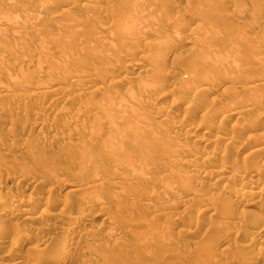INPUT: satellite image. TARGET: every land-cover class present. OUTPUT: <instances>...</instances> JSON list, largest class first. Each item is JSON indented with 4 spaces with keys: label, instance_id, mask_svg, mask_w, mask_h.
<instances>
[{
    "label": "rangeland",
    "instance_id": "obj_1",
    "mask_svg": "<svg viewBox=\"0 0 264 264\" xmlns=\"http://www.w3.org/2000/svg\"><path fill=\"white\" fill-rule=\"evenodd\" d=\"M29 1L25 0L21 3V0H0V98L2 97L0 99V197L2 201L8 203L3 204L5 210L0 213V263L264 264V232L263 236L256 235L257 229L260 230V227L264 226V221L262 224L259 220H256L258 218L249 215V211L253 210L264 212V170L257 177L256 182L251 185L247 183L244 186L241 185V187L237 183H232L233 178L251 174L250 171L256 169V166L262 165V169H264V151L261 149V153L255 151L251 154L250 152L253 146L256 147L259 144L264 146V139L263 142H256L255 139V137H259L260 140V135L264 133V88L258 86L257 89L252 88V90L248 87L251 86L250 82L254 80L257 81L256 83H259V81L264 82V35L260 39L255 37L256 31L264 26V0H225V2L224 0H169V2L165 0L167 5L161 4V0H155L156 2L150 0L154 2L151 3L156 8L161 4L160 9L157 10L149 0L147 2L143 0L144 3L142 0H121V2H119L120 0H114V2L112 1L113 4L111 0H99L100 2L93 0L98 2L96 4L92 0V2L90 0H75L79 1L80 5L83 2L81 6L74 0H64L65 3H62L63 0H44L45 3L38 8H34L35 4L31 3L33 0ZM139 1H142V4L136 3H139ZM107 2H110V5ZM115 2H117L116 6H118V3H120V6L115 7L113 11L112 9L108 11L110 10L109 6L114 7ZM148 2L151 7L146 4ZM92 3L95 6H91ZM122 3H125L124 6ZM60 4L61 6H59ZM144 4L149 8L143 9ZM129 5L132 6V13ZM112 6L111 8H113ZM187 6H189V10H187ZM85 7H90V10L86 11ZM64 9H68V15L65 14L66 11H62L65 16L62 14L61 10ZM135 9L139 13L134 14ZM184 9L187 11L185 12ZM115 11H119V13ZM177 11L179 14L184 11L188 16L186 14L182 15L184 14L182 13V16L179 15V17ZM58 14L61 15L59 18L57 17ZM95 14L100 16L95 17ZM133 14H138V16L133 17ZM193 14H198L199 18L202 16V19L198 20V16H195L194 18H197L195 20ZM107 16H111L112 19ZM116 16H118L117 19ZM145 16H149V18ZM53 17L54 19H51ZM120 17L124 18L125 21L120 20ZM181 17H183L182 19L185 18V23L186 21L190 23L185 24L179 19ZM127 18L129 21L133 20L131 24L139 22L138 18H142L141 21L145 19V22H139L145 28L141 29L139 23L136 25H139L138 28L143 32L136 31L138 33L135 34L134 27L136 26L132 24V27ZM176 18L177 22L180 20L181 22L177 24L174 20ZM165 19H167L166 22ZM147 21H151L154 25L151 24L150 26V22ZM104 22L108 23L109 27ZM126 22L129 26L125 24ZM99 23L104 26V29H102V25L99 26ZM165 23L174 24L175 27L170 26V29L174 30V34L171 30H168L169 25ZM181 23L182 28L179 27ZM194 23L199 26L203 23L208 29L204 32L205 26L201 25L202 27L200 26L199 29V26L196 27ZM97 24L100 29L97 28ZM162 24H164L163 27L165 25L166 28L168 27L167 32H165L167 34L169 32L168 37L167 34L164 33L163 36L159 31L166 29L165 27L162 28ZM6 26H9V28H6ZM177 26L182 30L176 28ZM191 26L195 27L191 28ZM187 27L192 29V32L198 29V31L203 30L204 33L200 31L202 37H199V33L194 31L195 34L198 33L197 36H194V33L190 30L187 31ZM122 28H125L129 34L124 33L123 37L122 33L125 30ZM7 29L8 32H5ZM13 29L18 34L17 32L16 34L11 33ZM146 29L152 33L158 31L156 34L160 33L158 35L161 37L158 35H155L157 36L155 37V33L152 34ZM150 29H153L154 32ZM179 30L181 31L179 32ZM95 31L96 33L100 31L98 33L100 35L97 36ZM144 31H147L148 34ZM91 34H94L95 37ZM103 34H105V38H99L95 41L100 36L101 38L104 37ZM222 36L225 39L221 40ZM159 37L161 40L162 37L166 39H163L165 42H161L163 48L161 44H158L160 43L158 42ZM185 37L192 38L193 41L191 39L192 42L190 43L188 39L185 40ZM253 38L261 41L260 45H256V47L258 46L256 50L259 53L250 45ZM167 39H170V44L174 43L175 50L170 51L171 46L169 44L166 45L168 51L165 52V44L169 43ZM172 39L175 42L171 41ZM201 39L203 42L207 41L206 43L210 41L223 42H221L222 45H217L221 49L219 52L225 50L226 55L223 52L220 59V53H217L219 49L213 50L219 47L214 46L215 43L212 42L214 44L213 48L206 51L209 53L206 54L207 58H205L211 60L209 59L211 56L212 61L217 64L224 61L223 65L221 64L224 69L221 65L213 64L218 68L221 67L222 70H218L211 64L212 61H209L212 66L207 65V60H203V57L200 58L205 56L206 52H203V50L211 47L210 44L201 42ZM90 40L91 43H89ZM155 41L158 43L154 46L155 43L152 42ZM92 42H95L96 47ZM102 42H105V44ZM186 42L188 43L186 44ZM197 42H201L203 43H200L202 46L206 45L208 47L199 49L200 44ZM6 45L7 47H5ZM227 45H230V48ZM2 46L4 47L2 48ZM76 46L81 47V51ZM156 46H159L157 50L162 49L155 52L156 48L154 49V47ZM125 48H127V51H125ZM228 49H230V52ZM235 49H238V52L234 51ZM160 52H163L164 55ZM228 52L229 55H227ZM234 52H237L240 58L234 56ZM156 53L160 55L157 56ZM191 55L200 57L197 59L198 61L192 60L196 58H192L193 56L190 60ZM213 55L214 57L215 55L219 56H216L219 63ZM109 56L113 58L106 60V58H110ZM114 57L116 60H114ZM228 57H231L232 59H230L234 62L229 63L230 59ZM118 58L119 61H117ZM236 58L240 60H236ZM16 59L21 60L23 63L18 64L19 62ZM25 59L28 64L24 63ZM188 59L192 61L189 62L190 65L187 62ZM199 59L205 63V66L200 63ZM245 59L249 61L253 59L251 62H254V67L253 64L252 68L251 65H245L243 63ZM121 61L123 62L121 63ZM152 61L153 64L156 63L155 66L152 65ZM193 61L195 63L199 62L200 65H194L199 66L200 72V66H203L204 72L207 70L206 74H212L209 76L205 74V76L202 74L203 71L202 73L195 72L197 66L196 68L194 65L192 66ZM117 62L119 67H117ZM225 62L227 63L225 64ZM228 63L231 66L234 63L233 68L227 65ZM260 63H263V65ZM10 64L15 66L12 67ZM122 65L124 68L120 67ZM224 66L229 70H225ZM204 67L208 68L205 69ZM94 68L97 69V72ZM190 68L192 72H195L194 74L190 72ZM244 68H247V71ZM212 69H217L221 73V77L216 70V75L213 76L215 71L213 72ZM188 71L192 74H190L192 78L185 76L187 74L184 73H188ZM101 72H104L105 77ZM106 72L110 73L109 76L105 75ZM98 75H100L99 78L102 75L103 79H97ZM255 75L257 76L255 77ZM184 76L188 79L185 80ZM214 78L216 79L213 80ZM152 79H155L154 82L157 79L165 83L156 81L157 83L155 82L154 85ZM112 80L116 83L110 84ZM138 80L141 83L143 82L142 84L146 86V89L138 83ZM150 81L153 82L151 85ZM49 82L54 85H50ZM47 83L50 87H47ZM208 83H211L213 87L211 88V84ZM152 85L156 88H153ZM184 85L190 88L188 89ZM192 85L194 86L192 87ZM51 86H59L56 95L57 98H60L61 95V99H58V101H54L56 99L55 93H48L52 90ZM204 86L212 90L207 91V95L203 96L200 94L202 91L197 92L201 90L199 87ZM87 89L89 92L94 89L93 92L91 91L92 94L88 92V95L92 96L87 95ZM248 89H251V92ZM36 90L40 94L38 97ZM61 90L62 93L59 94ZM31 91L37 92L34 93L36 98L33 97ZM159 92L162 96L158 94ZM242 92H245V94ZM30 93L32 96H30ZM233 93L240 97H242V94L243 96L246 95L244 99L246 102L251 100L250 96L247 99V95L253 94L254 96L251 97L253 101L251 100L252 103L251 101L247 102L248 104L243 101L246 106L241 104L236 107V104L242 103V100L237 101L234 99L236 95ZM3 94H5V98ZM50 94L51 96H49ZM198 94L200 97H198ZM11 95H15V97ZM158 95L162 97L161 101L160 97H158L159 100L157 99ZM224 96L225 98L234 96V100L232 98L227 100ZM147 97L151 99V102L147 100ZM173 97L177 98L175 105H173L175 102L172 100ZM214 97L219 100L217 101L219 104H216V106L221 107V110H219L220 107L215 106V109L219 110L216 115L215 113L210 114L214 111L209 112L210 108H212L210 110L214 109L213 107L207 108V104L211 106L208 102ZM145 100H147V106ZM229 100L239 103H232V105ZM138 105H140L139 108H137ZM234 105L235 109L238 110L254 106V110H257V112L260 110L258 113L254 111L256 118L259 116L258 119L255 118L254 113L246 114L239 118L240 121L237 119L238 123L235 117L231 116L238 112L236 110L235 113H232L234 110L232 106ZM143 107L146 110L149 109V112H145L144 109L142 114L137 113V109H143ZM185 107H187L186 110L189 109L190 111H185ZM133 108L136 113L132 110ZM138 114L145 115L140 116ZM209 114L213 117L210 118ZM252 115L255 119L251 118ZM207 118L211 120H207ZM242 118L244 119L241 120ZM249 118H251L250 121ZM144 119L148 121L146 122ZM213 119L216 121H213ZM251 120L253 121L252 124ZM235 121L237 122L236 125H239L238 127H234ZM232 123L234 124L232 125ZM248 136L250 137L248 138ZM109 138L112 144L111 149L108 146V144L110 145V142L108 143ZM253 138L258 145H255ZM248 139L251 143L248 142ZM181 147H184V149ZM215 150L221 153L223 151V156H220L221 153L220 155L212 153ZM246 152H250L249 154L254 156L248 155L251 158L247 159L244 156ZM259 154H263V156ZM189 160L192 161L190 164L187 162ZM203 162L205 163L203 164ZM251 162H255L253 166ZM234 164L238 169L235 168ZM248 165L252 166H250L251 170ZM243 167L245 168L242 169ZM217 168L220 170L217 171ZM217 172H221L223 175ZM216 176H221V178L217 177L216 179ZM227 176L232 177V182ZM58 179H63V183L66 182L69 185L64 186L66 184L64 183V187L58 186L59 189L56 188L55 181ZM218 180L219 183H217ZM38 184L42 185L36 186ZM67 187L77 189L76 194L72 193L73 196L70 195L71 197H68V194L65 195ZM12 189H14V192ZM8 190H10L12 196V198L9 197L11 201L6 195ZM38 190H41L43 195L40 196ZM240 190H246V194L259 191V194L254 196L253 205L252 203L248 207L242 205L245 204L243 203L245 195L240 197L235 193V191L239 193ZM17 192L21 193V198L18 196L20 193ZM46 193L50 194V197L54 195L51 201L54 197L55 199L57 197V200L55 202L47 200ZM14 194L21 201L17 197L15 198ZM245 197L247 199V196ZM45 199L48 203L53 204H47ZM43 202L47 204L46 208L50 209L49 213L54 212V215L59 212L57 214L60 217L59 219L56 218L59 221L45 213V215L41 213L42 215L40 214L36 221L33 220L34 222L24 219L25 212L22 211L23 208L25 209L32 204L31 206L39 211L41 206L44 207L45 205ZM56 203L59 205L55 207ZM17 204L19 206H16ZM61 212L66 213L67 216L62 217ZM247 214L249 217H247ZM243 217L248 223L243 222ZM239 221L242 222V225ZM75 224H80L78 226H83L84 230L80 231L81 233L79 231L72 232L74 234L69 232V229ZM213 233H216L214 235L218 237H213ZM258 237H262V239ZM16 242L18 245H14ZM36 244L37 246H34ZM248 244H251L250 248ZM42 247L45 248L40 252L39 249H43ZM11 248L13 249L12 252L16 251L17 254L12 253ZM48 252L50 254L52 252L53 255H47ZM42 253L44 254L43 258ZM39 254L41 256H38ZM97 255L103 260L102 262L93 261L96 260ZM37 257H41V259ZM44 258H47V260Z\"/></svg>",
    "mask_w": 264,
    "mask_h": 264
},
{
    "label": "bare ground",
    "instance_id": "obj_2",
    "mask_svg": "<svg viewBox=\"0 0 264 264\" xmlns=\"http://www.w3.org/2000/svg\"><path fill=\"white\" fill-rule=\"evenodd\" d=\"M22 1H25V0H21V3H22ZM30 1H31V0H30ZM30 1H29V2H30ZM33 1H34V2H33ZM33 1H32L31 3L35 4L34 8H35V7L38 8V7H40V6L42 7V5L45 3L44 0H33ZM45 1H47V0H45ZM66 1H70V0H66ZM74 1H75V0H74ZM83 1H84V0H83ZM92 1H93V0H92ZM92 1L90 0V2H92ZM96 1H97V0H96ZM98 1H99V0H98ZM112 1L114 2V0H111V2H112ZM116 1H117V0H116ZM122 1H123V0H122ZM127 1H129V0H127ZM134 1H138V0H134ZM142 1H143V0H142ZM142 1H141V2H142ZM145 1L147 2V0H145ZM149 1H150V0H149ZM161 1H162V0H161ZM161 1H160L161 4H165V0L162 1V2H161ZM172 1H173V0H172ZM172 1H171V2H172ZM191 1H192V0H191ZM63 2L65 3L64 0L62 1V3H63ZM75 2H78V4H79V1H75ZM80 2H81V1H80ZM88 2H89V1H88ZM88 2H87V3H88ZM90 2H89V3H90ZM93 2H95V1H93ZM99 2H100V1H99ZM113 2H112V4H113ZM119 2H121V0H120ZM131 2L135 4V2H133V1H131ZM141 2L139 1V3H138V2H136V3H137V4H142ZM151 2H153V1H150V3H151ZM154 2H156V1L154 0ZM154 2H153V3H154ZM163 2H164V3H163ZM168 2H169V0H168ZM224 2H225V0H224ZM27 3H28V2H27ZM31 3H30V4H31ZM62 3H61V4H62ZM89 3H88V4H89ZM96 3H98V2H95L94 4H96ZM107 3H108V2H107ZM109 3H110V2H109ZM109 3H108V4H109ZM116 3H117V2H115L114 7L111 5L113 8H111V6H109V7H110V10H108V11H111V9H112V11H113V9H114L115 7H119V6H120V5H119L120 3L117 4L118 6H116ZM132 3H130V4H132ZM143 3H144V1H143ZM166 3H167V1H166ZM186 3H187V2H186ZM61 4H60L59 6H61ZM82 4H83V2L81 3V5H82ZM94 4L92 3L91 6H95ZM122 4H123V3H122ZM124 4H125V3H124ZM124 4H123V6H124ZM146 4H149V2L146 3ZM146 4H144V8H143V9H145V10H146V8L148 7V6H146ZM151 4H152V3H151ZM151 4H149L150 7H151ZM155 4H156V3H155ZM161 4H160V5H161ZM169 4H170V3H169ZM172 4H173V3H172ZM24 5H25V3H24ZM27 5H28V4H27ZM31 5H32V4H31ZM71 5H72V3H71ZM79 5H80V4H79ZM81 5H80V6H81ZM109 5H110V4H109ZM152 5H153L154 8H156V7L154 6V4H152ZM156 5H157V4H156ZM160 5H158L159 8L157 7L156 10H157V9H160ZM165 5H167V4H165ZM87 6H89V5H87ZM104 6H105V5H104ZM106 6H107V5H106ZM127 6H128V5H127ZM127 6H126V7H127ZM129 6H131V5H129ZM135 6H136V5H135ZM200 6H201V5H200ZM57 7H58V6H57ZM83 7H84V5H83ZM83 7H82V8H83ZM133 7H134V6H133ZM136 7H137V6H136ZM136 7H135V8H136ZM161 7H162V6H161ZM185 7H186V6H185ZM188 7H189V6H187V10H189ZM69 8H70V6H69ZM80 8H81V7H80ZM82 8H81V9H82ZM85 8L87 9L86 11H88V9H89L90 7H89V8L85 7ZM101 8H103V7H101ZM101 8H100V10H101ZM105 8H106V7H105ZM121 8H122V7H121ZM124 8H125V7H124ZM124 8H123V9H124ZM128 8H129V7H128ZM128 8H127V9H128ZM131 8H132V6H131L129 9H131ZM148 8H149V7H148ZM154 8H152V9H154ZM70 9H71V8H70ZM70 9H69V12H70ZM81 9H80V10H81ZM123 9H120V10H123ZM133 9H134V8H133ZM138 9H140V8L138 7ZM161 9H163V8H161ZM164 9H165V8H164ZM67 10H68V9H66V10H65V9H64V10H61V12H62V11L65 12V11H66L65 14L68 15ZM83 10H84V9H83ZM89 10H90V9H89ZM92 10H93V9H92ZM102 10H103V9H102ZM105 10H106V9H105ZM114 10H115V9H114ZM135 10H136V9H135ZM145 10H142V11H145ZM154 10H155V9H154ZM154 10H153V11H154ZM187 10L184 9L185 12H186ZM123 11H124V10H123ZM139 11H140V10H139ZM158 11H159V10H158ZM178 11L180 12V10H178ZM178 11H177V13H178ZM184 11H183L182 13H184ZM59 12H60V11H59ZM59 12H58V13H59ZM106 12H107V11H106ZM115 12L119 13V11H115ZM128 12H129V11H128ZM132 12H133V11H132V9H131V13H132ZM146 12H147V11H146ZM94 13H95V12H94ZM110 13H111V12H110ZM113 13H114V12H113ZM117 13H116V14H117ZM135 13H139V12H137V10H136V12L134 11V14H135ZM144 13H145V12H144ZM148 13H149V12H148ZM182 13H180V14L178 13V16H179V15L182 16V15H185V14H186V13H184V14H182ZM60 14H61V13H60ZM62 14L65 16V14H64L63 12H62ZM62 14H61V15H62ZM86 14H87V13H86ZM120 14L122 15L123 12L120 13ZM120 14H118V15H120ZM134 14H133V17H134V16H138V14H136V15H134ZM149 14H150V13H149ZM181 14H182V15H181ZM188 14H190V13H188ZM61 15H60V16H61ZM113 15H114V14H113ZM145 15H146V13H145ZM147 15H148V14H147ZM186 15H187V14H186ZM60 16H59V14H58L57 17L59 18ZM87 16H88V15H87ZM87 16H86V17H87ZM98 16H100V15L98 14V15L96 16V14H95V17H98ZM104 16H105V15H104ZM104 16H103V17H104ZM125 16H126V15H125ZM142 16H143V13H142ZM142 16H141V17H142ZM180 16H179V17H180ZM187 16H188V15H187ZM195 16H198V20L202 19V18H201L202 16L199 18V15H198V14H195V15L193 14V18H194ZM57 17L55 16V18H57ZM103 17H102V18H103ZM107 17L110 18L111 16H107ZM117 17H118V16H116V19H117ZM122 17H123V16H122ZM130 17H131V16H130ZM133 17H132V19H134ZM145 17H147V16H145ZM145 17H144V18H145ZM191 17H192V16H191ZM100 18H101V17H100ZM135 18H136V17H135ZM147 18H149V16H148ZM147 18H145V19H147ZM182 18H183V17H181V18H179V19H181L182 22L185 23V21H184L185 18H184V19H182ZM51 19H54V17L51 18ZM51 19H50V20H51ZM111 19H112V17H111ZM127 19H128V18H127ZM132 19H131V21H133ZM138 19H139L140 21L142 20V18H141V19L138 18ZM138 19H137V21H139ZM145 19H143L144 22H145ZM179 19H178V20H179ZM188 19H190V18H188ZM194 19H195V18H194ZM196 19H197V18H196ZM196 19H195V20H196ZM55 20H56V19H55ZM97 20H98V19H97ZM100 20H101V19H100ZM104 20H105V18H104ZM108 20H109V19H108ZM118 20H119V19H118ZM120 20H124V18L122 19V18L120 17ZM120 20H119V21H120ZM166 20H167V19H165L164 21L166 22ZM174 20H176V22H177V18L174 19ZM181 20H180L179 22H181ZM186 20H187V19H186ZM191 20H193V19H191ZM124 21H125V20H124ZM124 21H123V22H124ZM126 21H127V20H126ZM128 21H129V19H128ZM131 21H129L130 24H131ZM140 21H139V22H140ZM143 21H141V22H143ZM164 21H163V22H164ZM189 21H190V20H189ZM193 21H194V20H193ZM134 22H135V21H134ZM139 22L134 23L135 25H134L133 23H132V24H133L134 26H136ZM147 22H148V23L150 22V26H151V24L154 25L153 23H151V21H147ZM161 22H162V21H161ZM163 22H162V23H163ZM167 22H168V21H167ZM170 22H171V21H170ZM179 22H177V24H178ZM187 22H188V21H186V23H187ZM194 22H196V21H194ZM199 22H201V21H199ZM88 23H89V22H88ZM104 23H105V22H104ZM116 23H118V22H116ZM119 23H120V22H119ZM121 23H122V22H121ZM127 23H128V22H126L125 24H127ZM148 23H147V24H148ZM186 23H185V24H186ZM188 23H190V22H188ZM197 23H198V22H197ZM6 24H7V23H6ZM85 24H86V23H85ZM99 24H100V23H99ZM105 24H106V23H105ZM105 24H104V25H105ZM113 24H115V23H113ZM132 24H131V25H132ZM139 24H140V28H141V29H142V28H145V26L141 25L142 23H139ZM165 24H166V23H165ZM192 24H193V23H192ZM192 24H191V25H192ZM198 24H200V23H198ZM198 24H197V25H198ZM101 25H102V24H100L99 26H101ZM107 25H108V23L106 24V26H107ZM119 25H120V24H119ZM133 25H132V27H133ZM145 25H146V23H145ZM163 25H164V24L161 25L162 28H164V27L166 28V25H169V23L166 24L164 27H163ZM181 25H182V23L180 24V26H179V25H178V26L182 28L183 26H181ZM188 25H189V24H188ZM194 25H195L196 27L199 26V25L197 26L195 23H194ZM201 25L205 26L203 23H202ZM201 25H200V26H201ZM3 26H5V25H3ZM13 26H14V25H13ZM85 26H86V25H85ZM87 26H88V25H87ZM102 26H103V25H102ZM120 26H121V25H120ZM127 26H129V25L127 24ZM141 26H142V27H141ZM170 26H171V27H175L174 24L171 23V25H169V28L167 27L168 30H171V29H170ZM178 26H177L176 28H178ZM189 26H190V25H189ZM195 26H194V27H195ZM200 26H199V29H200ZM7 27L9 28V26H6V28H7ZM108 27H109V25H108ZM125 27H126V26H125ZM130 27H131V26H130ZM132 27H131V28H132ZM136 27H137V28H136ZM136 27H134V28H135V34L138 33V32H136V31H140V32H141V30L138 28L139 25L136 26ZM147 27H148V26H147ZM192 27H193V26H191V28H192ZM194 27H193V28H194ZM201 27H202V26H201ZM3 28L6 29L5 27H3ZM91 28H92V27H91ZM97 28H98V24H97ZM101 28H102V27H101ZM113 28H114V27H113ZM134 28H133V29H134ZM148 28H151V27H148ZM152 28H153V27H152ZM167 28H166V29L159 30V29H160V27H159L158 30H159V31L161 32V34H163V36H164V33L167 32ZM176 28H175V29H176ZM181 28H178V29H181ZM187 28H188V30H187ZM187 28H186L187 31H189V30L191 31V30H192V29H189V27H187ZM204 28H205L204 32H206V29H208V28H206V26H205ZM86 29H87V28H86ZM93 29H94V28H93ZM98 29H100V28H98ZM102 29H104V26H103ZM117 29H118V28H117ZM122 29L125 30V28H122ZM127 29H128V28H127ZM133 29H132V31H133ZM136 29H138V30H136ZM153 29H154V28H153ZM153 29H150V30L154 32ZM11 30H12V29H11ZM11 30H10V31H11ZM89 30H91V29H89ZM89 30H88V31H89ZM95 30H96V28H95ZM123 30H121V32H123ZM146 30H148V29H146ZM181 30H182V29H181ZM181 30H179V32H180ZM193 30H194V29H193ZM14 31H15V30L13 29V31H11V33L13 32V33L16 34L17 31H16V32H14ZM125 31H126V30H125ZM125 31L122 33V36L124 35V33L129 34V32H127V31L125 32ZM148 31H149V30H148ZM171 31H172V30H171ZM194 31L199 33V37H202V36H200V34H201L200 31L203 32V30H199V31H198V29H197V30L195 29ZM194 31H193V32L191 31V32L194 33ZM5 32H8V29H7V31H5ZM93 32H94V30H93ZM99 32H100V31H98V32L96 33V31H95V34H97V36H99V35H100V34L98 35ZM103 32L105 33L106 31L104 30ZM116 32H117V31H116ZM119 32H120V30H119ZM133 32H134V31H133ZM142 32H143V31H142ZM142 32H141V33H142ZM144 32H145V31H144ZM149 32H150V31H149ZM156 32H158V31H156ZM156 32H154L155 34L152 33V32H150V33L154 34V36L160 34V33H157V34H156ZM172 32H173V34H174V30H173ZM172 32H171V33H172ZM204 32H203V33H204ZM141 33H140V34H141ZM145 33H147V31H146ZM171 33H170V34H171ZM184 33H185V32H184ZM187 33H189V32H187ZM198 33H196V34L194 33L193 35H194V36H197ZM9 34H10V33H9ZM15 34H13V35H15ZM17 34H18V32H17ZM29 34H30V33H29ZM106 34H107V33H106ZM140 34H138V35H140ZM143 34H144V33H143ZM147 34H148V33H147ZM165 34H167V33H165ZM168 34H169V32H168ZM168 34L166 35L167 37H168ZM173 34H172V35H173ZM91 35L93 36L94 34H91ZM107 35H108V34H107ZM107 35H106V36H107ZM120 35H121V33H120ZM125 35H126V34H125ZM141 35H142V34H141ZM180 35H182V34L180 33ZM183 35H186V36H187V35H189V34H183ZM190 35H191V34H190ZM216 35H217V33H216ZM218 35H219V34H218ZM255 35H256L255 37H256L257 39H260L261 37H263V35H264V26H263L262 28H260L259 30H257L256 33H255ZM102 36H104V37L101 38V36H100V37L96 38L95 41L99 40V38H100V39L105 38V34H103ZM130 36H131V35H130ZM148 36H149V35H148ZM148 36H147V37H148ZM150 36H152V35H150ZM158 36H160V35H158ZM166 36H165V37H166ZM175 36H176V35H175ZM93 37H95V36H93ZM123 37H124V36H123ZM127 37H128V36H127ZM136 37H137V36H136ZM155 37H157V36H155ZM160 37H161V36H160ZM160 37H159V40H158V38H157L158 42H160V43H158V42H157V43L162 45L161 42L163 41L164 37H162V38H163L162 40H161ZM167 37H166V38H167ZM169 37H171V36L169 35ZM172 37H173V36H172ZM189 37H191V36H189ZM199 37H197V38H199ZM217 37H219V36H217ZM217 37H215V38H217ZM223 37H224V36H222V39H221V40L225 39V38H223ZM109 38H110V37H109ZM111 38H112V37H111ZM121 38H122V37H121ZM84 39H85V38H84ZM107 39H108V38H107ZM145 39H146V38H145ZM155 39H156V38H155ZM170 39H171V38H170ZM170 39H169V40H170ZM174 39H175V37H174ZM186 39H188L189 41H188V40H187V41L190 42V43L193 41L192 38H191L192 41H191V39H189L188 37H187V38L185 37V40H186ZM203 39H204V38H203ZM219 39H220V38H219ZM249 39H250V38H249ZM257 39L253 38V40H251V44H250V45L253 47L254 50L258 49V46L256 47V45H260V42H261L260 40H257ZM86 40H87V39H86ZM86 40H84V41L86 42ZM120 40H121V39H120ZM153 40H154V39H153ZM157 40H156V41H157ZM164 40H166V39H164ZM167 40H168V39H167ZM169 40H168L169 43L165 44V46L170 44V41H169ZM183 40H184V38H183ZM214 40H215V39H214ZM112 41H113V40H112ZM121 41H122V40H121ZM130 41H131V40H130ZM156 41H155V42H152V43H155V44H153L154 46L157 44ZM171 41H173V39H172ZM181 41H182V40H181ZM181 41H180V42H181ZM200 41L203 42L202 39H201ZM204 41H205V39H204ZM209 41H210V40H209ZM209 41H208V42H209ZM224 41H225V40H224ZM87 42H88V41H87ZM99 42H100V41H99ZM99 42H98V43H99ZM107 42H108V41H107ZM117 42H118V41H117ZM119 42H120V41H119ZM147 42H148V41H147ZM163 42H165V41H163ZM166 42H167V41H166ZM173 42H175V41H173ZM173 42H171V43H173ZM188 42H186V44H187ZM201 42H197V43L200 44ZM206 42H207V41H206ZM206 42H203V43H206ZM212 42L215 43V41H210L209 43H206V44H210L209 46H211V47H209L208 49L205 48L206 50H203V52H204V51L206 52L207 50H211V49L213 48L212 46H213L214 44H213ZM221 42H222V41H220V43H219V42L215 43L214 46H218V47H219V45H217V44L222 45ZM248 42H249V41H248ZM89 43H91V40H90ZM92 43H94V45H95V42H92ZM102 43L105 44V42H102ZM150 43H151V42L149 41V44H150ZM183 43H184V42H183ZM203 43H201V44H203ZM222 43H223V42H222ZM81 44H83V43H81ZM111 44H112V43H111ZM149 44H148V45H149ZM173 44H174V43H173ZM173 44H170V46L173 47V48L170 47L171 49L169 48L170 51H171V50H175V45H173ZM181 44H182V42H181ZM193 44H194V43H193ZM201 44H200V48H199V49H201L202 47H203V48H204V47H208V46H206V45L202 46ZM224 44H225V43H224ZM228 44H229V43H228ZM0 45H1V44H0ZM3 45H4V44H3ZM85 45H86V43H85ZM114 45H115V44H114ZM123 45H124V44H123ZM150 45H151V44H150ZM176 45H177V44H176ZM178 45L181 46L180 44H178ZM196 45H197V44H196ZM8 46H10V45H8ZM165 46H164V48H165ZM227 46H229V48H230V45H227ZM231 46H233V44H231ZM3 47H4V46H2V48H3ZM5 47H7V45H6ZM76 47H77V48H80V51H81V49H82L81 47H78V46H76ZM76 47H75V48H76ZM87 47H88V46H87ZM87 47H86V48H87ZM94 47H96V45H95ZM117 47H119V46H117ZM157 47H159V46L154 47V49L156 48V50H154L155 52H156V51H160V50L163 48V45H162V48H160V49H158V50H157ZM167 47H168V46H166V49H165L166 51H165V50H163V51L167 52V51H168V50H167ZM9 48H10V47H9ZM89 48H90V46H89ZM92 48H93V47H92ZM92 48H91V49H92ZM119 48H120V47H119ZM122 48H123V47H122ZM122 48H120V49H122ZM177 48H178V46H177ZM177 48H176V49H177ZM179 48H180V47H179ZM197 48H198V46H197ZM232 48H234V46H233ZM261 48H262V47H261ZM13 49H14V48H13ZM16 49H17V48H16ZM91 49H90V50H91ZM95 49H96V48H95ZM120 49H119V51H120ZM123 49H124V48H123ZM125 49H126L125 51H127V48H125ZM190 49H191V47H190ZM199 49H198V50H199ZM217 49H219L217 53H220V52H219V51H221L220 47H219V48H216V49H213V50H217ZM226 49H227V48H226ZM245 49H246V48H245ZM251 49H252V48H251ZM2 50H3V49H2ZM5 50H6V49H5ZM11 50H12V49H11ZM17 50H18V49H17ZM117 50H118V49H117ZM229 50H230V49H228V51H229ZM231 50H232V49H231ZM248 50H250V49L248 48ZM254 50H253V51H254ZM261 50H262V49H261ZM91 51H92V50H91ZM121 51H124V50H121ZM125 51H124V52H125ZM224 51H225V50H224ZM224 51L222 50V52L219 54V56H220V55L223 56V54H225ZM234 51H237V52H238V49H237V50L235 49ZM240 51H241V50H240ZM242 51H243V50H242ZM244 51L246 52V50H244ZM251 51H252V50H251ZM256 51H257V50H256ZM259 51H260V49H259ZM7 52H9V51H7ZM190 52H191V51H190ZM212 52H213V51H212ZM223 52H224V53H223ZM226 52H227V50H226ZM229 52H230V51H229ZM229 52L227 53V55H229ZM237 52H234L233 54H234V56H238V57H239V54H238ZM257 52H258V51H257ZM257 52H256V53H257ZM260 52H261V51H260ZM10 53H11V52H10ZM158 53H159V52H158ZM158 53H156V55H157ZM160 53H163V52H160ZM168 53H169V52H168ZM194 53H195V51H194ZM207 53H209V52H206V53H205V56H201V57H200V56L196 57L195 55H194V56L191 55L189 59L191 60L192 58H195V57H196L195 59H192V60H197L199 57H200V58L203 57V58H204L203 60H205V59L207 58V56H206ZM213 53H215V52H213ZM222 53H223V54H222ZM235 53H237V54H235ZM258 53H259V52H258ZM79 54H80V53H79ZM195 54H196V53H195ZM203 54H204V53H203ZM215 54H216V53H215ZM230 54H231V53H230ZM77 55H78V54H77ZM80 55H81V54H80ZM80 55H79V56H80ZM114 55H115V54H114ZM141 55H142V54H141ZM159 55H160V54H158L157 56H159ZM163 55H164V53H163ZM165 55H166V53H165ZM196 55H198V54H196ZM209 55H210V54H209ZM225 55H226V54H225ZM21 56H22V55H21ZM102 56H103V55H102ZM107 56H108V55H107ZM157 56H156V57H157ZM192 56H193V57H192ZM216 56H218V55H215V57H214V55H213L214 59L216 58V59H217V62L219 63V61H218V57H219V56H218V57H216ZM262 56H263V55H262ZM109 57H110V56H109ZM115 57H116V56H115ZM115 57H114V60H116ZM117 57H119V56L117 55ZM139 57H140V56H139ZM141 57H142V56H141ZM143 57H144V56H143ZM146 57H147V56H146ZM146 57H145V58H146ZM156 57H155V58H156ZM161 57H162V56H161ZM163 57H164V56H163ZM191 57H192V58H191ZM205 57H206V58H205ZM252 57H253V56H252ZM112 58H113V57L111 56L110 58H106V60H108V59H112ZM166 58H167V57H166ZM208 58H209V57H208ZM230 58H231V57H230ZM230 58L228 57V59H230ZM239 58H240V57H239ZM239 58H236V60H237V59L240 60ZM245 58H246V57H245ZM26 59H29V58H26ZM26 59H25V60H26ZM158 59H160V58H158ZM189 59H188L187 62H188V64L190 65L189 62H192V61H190ZM209 59H211V60L206 59V60H207V62H206L207 65L209 64V61H212L213 58H211V56H210ZM220 59H221V56H220ZM231 59H232V58H231ZM231 59H230V62H229V63H231V61L234 62V61L231 60ZM242 59H243V58H242ZM16 60H18V59H16ZM22 60H23V59H22ZM119 60H120V59L118 58L117 61H119ZM124 60H125V59H124ZM141 60H144V59H141ZM161 60H162V59H161ZM164 60H165V59H164ZM199 60H200V59H199ZM206 60H205V61H206ZM252 60H253V59H251L250 61L245 59V61H244L243 63H245V65H251L250 67L252 68V64L254 63V62H253V63L251 62ZM258 60H259V58H258ZM14 61H15V60H14ZM26 61H27V60H26ZM26 61H24V63H25V64H28V61H27V62H26ZM78 61H79V60H78ZM110 61H111V60H110ZM155 61H156V60H155ZM197 61H198V60H197ZM197 61H196V62H197ZM225 61H227V60H225ZM256 61H257V60H256ZM18 62H19V63H18ZM18 62L16 61L15 63H16V64H17V63L20 64L21 60H18ZM79 62H80V61H79ZM114 62H115V61H114ZM122 62H123V61H121V63H122ZM193 62H194V63L192 64V66H193L194 64H198V63H199V62H198V63H195V61H193ZM212 62H213V63H211L212 65H213V64H216V65H219V66H220L221 64L223 65V63H224V61H223V62L221 61V64L214 63L215 61H212ZM261 62H262V61H261ZM13 63H14V62H13ZM15 63H14V64H15ZM21 63H23V62H21ZM104 63H105V62H104ZM128 63H129V62H128ZM151 63H152V65H154V66L156 65L155 62H154L155 64H153V61H152ZM158 63H159V62H158ZM200 63H202V65L205 66V65H204L205 63H204L203 61L201 62V60H200ZM226 63H227V62H225V64H226ZM229 63H228L227 65H229ZM239 63H240V62H239ZM255 63H258V62H255ZM14 64H13V66H15ZM114 64H115V63H114ZM211 64H209V65H211ZM233 64H234V63H233ZM233 64H232V66H231V65H229V66L233 68ZM260 64H261V63H260ZM10 65L12 66V64H10ZM105 65H106V64H105ZM115 65H116V64H115ZM118 65H119V64H118V62H117V67H119ZM123 65H124V64H123ZM123 65L120 66V67H123V68H124L125 65H124V66H123ZM128 65H129V64H128ZM132 65H133V64H132ZM179 65H180V63H179ZM179 65H178V66H179ZM181 65H182V64H181ZM198 65H200V64H198ZM198 65H194L195 68H196V66H197V70H195V72H196V71H197L198 73H202V71L204 72L203 66H200V68H201V72H200V71H199L200 69H198V68H199ZM212 65H211V66H212ZM216 65H213V66L216 67ZM222 65H221V67H222ZM235 65H236V63H235ZM261 65H263V63H262ZM11 66H10V67H11ZM13 66H12V67H13ZM17 66H19V65H17ZM30 66H31V65H30ZM182 66H183V65H182ZM99 67H100V66H99ZM108 67H109V66H108ZM152 67H153V66H152ZM221 67H219V68L216 67V68H217L218 70H219V69H220V70L224 69L223 67H222V69H221ZM224 67H225V66H224ZM227 67H228V66H227ZM235 67H236V66H235ZM235 67H234V68H235ZM241 67H242V65H241ZM248 67H249V66H248ZM253 67H254V64H253ZM130 68H132V67L130 66ZM136 68H137V67H136ZM148 68H149V67H148ZM154 68H155V67H154ZM178 68H179V67H178ZM204 68H205V67H204ZM206 68H208V67H206ZM206 68H205V69H206ZM213 68H214V67H213ZM237 68H238V67H237ZM239 68H240V67H239ZM256 68H257V67H256ZM113 69H114V68H113ZM133 69H134V68H133ZM149 69H150V68H149ZM155 69H156V68H155ZM190 69H191V68H190ZM217 69H215V70L217 71ZM244 69H245V68H244ZM246 69H247V68H246ZM246 69H245V70H246ZM94 70L97 72V69H96V68H94ZM94 70H93V71H94ZM109 70H110V69H109ZM115 70H116V69H115ZM119 70H120V69H119ZM122 70H123V69H122ZM127 70L130 71L129 69H127ZM136 70H137V69H136ZM184 70H185V69H184ZM184 70H183V71H184ZM215 70L212 69L213 72H214ZM225 70H229V69H226V67H225ZM230 70H231V69H230ZM232 70H233V69H232ZM242 70H243V69H242ZM107 71H108V70H107ZM144 71H145V70H144ZM150 71H151V70H150ZM189 71H190V70H189ZM189 71H188V73H189ZM206 71H207V70H206ZM206 71H205L204 73H202V74L205 75V74H206ZM216 71H215V74H213V76L216 75ZM235 71H236V70H235ZM235 71H234V72H235ZM246 71H247V70H246ZM5 72H6V71H5ZM145 72H146V71H145ZM157 72H158V71H157ZM161 72H162V71H161ZM185 72H186V71H185ZM190 72L193 73V74L195 73V72H192V69H191ZM217 72H218V71H217ZM234 72H233V73H234ZM91 73L94 74L93 72H91ZM101 73H102V72H101ZM101 73H100V74H101ZM106 73H107V72H106ZM143 73H144V72H143ZM147 73H148V72H147ZM183 73H184V72H183ZM188 73H184V74H187V75H185V76H187V77H188V76L191 77L192 74L189 73V75H188ZM207 73H208V72H207ZM7 74L9 75V73H7ZM11 74H12V73H11ZM97 74H98V73H97ZM102 74H103V76H104V72H103ZM108 74H110V73H107V74H105V75H108ZM158 74H159V73H158ZM190 74H191V75H190ZM211 74H212V73H211ZM211 74L208 73V74H206V75L209 76V75H211ZM220 74H221V73L218 72V75L221 77ZM222 74H223V72H222ZM225 74H226V73H225ZM229 74H230V73H229ZM4 75H6V73H4ZM43 75H44V74H43ZM133 75H135V74L133 73ZM137 75H138V74H137ZM163 75H164V74H163ZM165 75H167V74H165ZM196 75H197V74H196ZM196 75H195V77H196ZM199 75H200V74H199ZM206 75H205V76H206ZM218 75H217V77H218ZM2 76H3V75H2ZM9 76H10V75H9ZM9 76H6V77H9ZM36 76H38V75H36ZM94 76H96V75H94ZM99 76H100V75H98L96 78H97V79L102 78V75H101L100 78H99ZM108 76H109V75H108ZM110 76H111V75H110ZM185 76H184V77H185ZM227 76H228V75H227ZM249 76H250V75H249ZM251 76H252V75H251ZM251 76H250V77H251ZM256 76H257V75H255V77H256ZM6 77H5V78H6ZM39 77H40V76H39ZM42 77H44V76H42ZM42 77H41V78H42ZM104 77H105V76H104ZM163 77H164V76H163ZM167 77H168V75H167ZM189 77H188V78H189ZM211 77H212V76H211ZM217 77H216V78H217ZM1 78H2V77H1ZM112 78H113V77H112ZM158 78H159V77H158ZM161 78H162V77H161ZM164 78H166V77H164ZM188 78L185 77V80H187ZM191 78H192V77H191ZM207 78H208V77H207ZM216 78H214L213 80H215ZM229 78H231V76H229ZM229 78H224V79H227V80H228ZM252 78H253V77H252ZM23 79H24V78H23ZM102 79H103V78H102ZM120 79H122V78H120ZM120 79H119V80H120ZM168 79H169V78H168ZM193 79H194V78H193ZM210 79H211V78H210ZM222 79H223V78H222ZM250 79H251V78H250ZM254 79H256V78H254ZM32 80H33V79H32ZM100 80H101V79H100ZM116 80H117V79H116ZM140 80H141V79H140ZM152 80H153V82H154L155 79H152ZM256 80H258V79H256ZM27 81H28V79H27ZM49 81H50V80H49ZM87 81H88V80H87ZM90 81H92V80H90ZM114 81H115V80H114ZM156 81L159 82V83L164 82V81H162V80H161V82H160V81H158L157 79H156ZM156 81H155V82H156ZM192 81H193V80H192ZM198 81H199V80H198ZM248 81L250 82V80H248ZM251 81H252V80H251ZM25 82H26V81H25ZM51 82H53V81H51ZM51 82H49L50 85H52V84L54 83V82H53V83H51ZM109 82H110V81H109ZM153 82L150 81V85H151ZM155 82L153 83L154 85L157 83V82H156V83H155ZM217 82H218V81H217ZM256 82H257V81H255V80L252 81V82H250L251 86H248V87H250L251 89H252V88L254 89V88L258 87V86L261 87V88H262V87L264 88V86H263V85H264V84H263L264 82H263V83H261L260 81H259V83H256ZM32 83H33V81H32ZM112 83L114 84V83H116V82H113V80H112V82H110V84H112ZM138 83L141 85L143 82L141 83V82L138 80ZM164 83H165V82H164ZM167 83H169V82H167ZM219 83H220V81H219ZM223 83H224V82H223ZM225 83H226V80H225ZM246 83H247V82H246ZM23 84H24V83H23ZM38 84H39V83H38ZM38 84H37V85H38ZM45 84H46V83H45ZM47 84H48V83H47ZM162 84H163V83H162ZM171 84H172V83H171ZM183 84H185V83H183ZM191 84H192V83H191ZM208 84H211V83H208ZM261 84H262V85H261ZM53 85H54V84H53ZM142 85H143V84H142ZM194 85H195V84H194ZM194 85H192V87H193ZM39 86H40V85H39ZM56 86H57V84H56ZM56 86H54V87L51 86V88H52L51 91H49V90H50L49 88H48L49 90H43V91H46V92L49 91L48 93H51V92H52L51 94L55 93L54 95H56V93L59 91V88H58L59 86H58V87H56ZM137 86H139V85H137ZM152 86H153V85H152ZM164 86H165V85H164ZM185 86H186V85H184V87H185ZM198 86H199V85H198ZM208 86H210V85H208ZM47 87H50L49 84H48ZM143 87H144V89H146V88H145V87H146L145 85H143ZM150 87H151V86H150ZM159 87H160V86H159ZM161 87H162V86H161ZM161 87H160V88H161ZM170 87H172V86H170ZM184 87H183V88H184ZM186 87H188V86H186ZM192 87H191V88H192ZM210 87L212 88L213 85L211 84ZM225 87H226V86H225ZM248 87L246 86V88H248ZM45 88H46V87H45ZM87 88H88V87H87ZM89 88H90V87H89ZM92 88H96V87H92ZM98 88H99V86H98ZM98 88H96V89H98ZM147 88H148V87H147ZM153 88H156V87L153 86ZM189 88H190V87H188V89H189ZM211 88L209 89L207 86H206V87H205V86H204V87H199V89H201V90L198 89L199 92H197V91H195V92L200 93V92L202 91V93H200V94L204 96V95H207V91H209V90L211 91V90H212ZM246 88H245V90H246V92H248ZM33 89H34V88H33ZM43 89H44V88H43ZM99 89H100V88H99ZM169 89H170V88H169ZM172 89H173V87H172ZM184 89H185V88H184ZM196 89H197V88H196ZM196 89H194V90H196ZM223 89H224V88H223ZM251 89H250V90H251ZM253 89H252V90H253ZM256 89H257V88H256ZM38 90H39V89H38ZM90 90H91V89H90ZM131 90H132V89H131ZM138 90H139V89H138ZM180 90H181V89H180ZM191 90H193V89H191ZM191 90H190V91H191ZM248 90H249V89H248ZM250 90H249V91H250ZM263 90H264V89H263ZM2 91H3V90H2ZM2 91H1V92H2ZM36 91H37V90H36ZM39 91H40V90H39ZM43 91H41V92H43ZM91 91L93 92L94 89L91 90ZM91 91L89 92L88 89H87V95H88V92H89L90 94H92ZM96 91H97V90H96ZM141 91H142V90H141ZM155 91H157V90H155ZM183 91H184V90H183ZM224 91H225V90H224ZM31 92L33 93L32 95H33V97H34V96H36V94H34V93H37L38 91H37V92H35V91H31ZM184 92H186V91H184ZM193 92H194V91H193ZM203 92H206V93L204 94ZM250 92H251V91H250ZM5 93H7V92H5ZM9 93H10V92H9ZM44 93H45V92H44ZM61 93H62V90L60 91L59 94H61ZM85 93H86V92H85ZM178 93H179V91H178ZM191 93H192V91H191ZM197 93H195V94H197ZM221 93H222V91H221ZM224 93H225V92H224ZM236 93H238V92H236ZM242 93L245 94V92H242ZM242 93H241V94H242ZM10 94H12V93H10ZM10 94H9V95H10ZM27 94H28V93H27ZM27 94H26V95H27ZM37 94H38V95H37V97H38L40 94H39V92H38ZM51 94H50L49 96H51ZM57 94H58V93H57ZM90 94H89V95H90ZM158 94L161 95L160 92H159ZM179 94H180V93H179ZM192 94H194V93H192ZM233 94H234V93H233ZM238 94H239V93H238ZM243 94H242V97H240L239 95L237 96V94H234V95H236V97H235L234 99H236L237 101H238V100H242V101H241L242 103H240V104H236L237 101H230V100H229V103H231V104H232V103H235V104H236V107H237V105L240 106L241 104H244L243 101L246 102V101L244 100L246 95L243 96ZM247 94H248V93H247ZM1 95H2V94H1ZM3 95H4V98H5V94H3ZM20 95H21V94H20ZM20 95H19V97H20ZM32 95H31V93H30V96H32ZM41 95H42V94H41ZM47 95H48V94H47ZM89 95H88V96H89ZM160 95L157 96V99H158V97H160ZM252 95H253V94H251V95H247V99H248V97L250 96V99L252 100V99H253V98H251ZM11 96H13V95H11ZM11 96H10V98H11ZM16 96L18 97L17 94H16ZM27 96H29V95H27ZM45 96H46V95H45ZM90 96H92V95H90ZM161 96H162V95H161ZM164 96H165V95H164ZM203 96H202V97H203ZM225 96H226V95H225ZM225 96H224V98H225ZM230 96H231V95H230ZM253 96H254V95H253ZM6 97H7V94H6ZM13 97H15V95H14ZM42 97H43V95H42ZM52 97H55V96H52ZM57 97H58V96L56 95V99L54 98V99H55L54 101H56V100L58 101V99H61V95H60V98H57ZM195 97H196V96H195ZM198 97H200L199 94H198ZM198 97H196V98H198ZM217 97H219V96H217ZM217 97H216V98L214 97L213 99H211V100L208 102L209 104H211V106H208V104H207V108H208V109H209L210 107H213V108H214L213 110H210V109H212V108L209 109V112L214 111V112H212V113H210V114L215 113V115H216V113H217L219 110H221V107H220V106H219V107H220L219 110L217 109V108H219V107L216 106V104H217V105L219 104V102L217 103V101H219V100H216ZM233 97H234V96H232V97H230V98L233 99ZM237 97H240V98H237ZM243 97H244V98H243ZM1 98H2V97H1ZM1 98H0V99H1ZM22 98L26 99V98L23 97V96H22ZM29 98H30V97H29ZM34 98H36V97H34ZM147 98H148V97H147ZM161 98H162V97H160V101H161ZM174 98H176V97H173L172 100H173V101H175V100L177 101V98H176V99H174ZM204 98H205V97H204ZM220 98H221V97H220ZM222 98H223V97H222ZM230 98H225V99L228 100V99H230ZM254 98H255V97H254ZM17 99H18V98H17ZM17 99H16V100H17ZM194 99H195V98H194ZM199 99H200V98H199ZM199 99H198V100H199ZM232 99H231V100H232ZM234 99H233V100H234ZM256 99H257V98H256ZM147 100H149V101L151 102V99H150V98H148ZM147 100H145L146 102L144 101V102L146 103V104H145L146 106H147V104H148V103H147ZM155 100H156V99H155ZM158 100H159V99H158ZM200 100H201V99H200ZM221 100H222V99H221ZM251 100H248L247 102H249V101H251ZM7 101H9V100H7ZM11 101H12V100H11ZM11 101H10V102H11ZM20 101H21V100H20ZM26 101H27V100H26ZM149 101H148V102H149ZM160 101H159V102H160ZM162 101H163V100H162ZM176 101L174 102L173 105H175V104L177 103ZM252 101H253V100H252ZM252 101H251V103H252ZM254 101H256V100L254 99ZM156 102H157V100H156ZM210 102H211V103H210ZM222 102H224V101H222ZM247 102H246V104H248ZM256 102H257V101H256ZM256 102H255V103H256ZM237 103H239V102H237ZM149 104H150V103H149ZM225 104L227 105V103H225ZM246 104H244V105L246 106ZM143 105H144V104H143ZM154 105H155V104H154ZM232 105H233V104H232ZM244 105H242V107H244ZM256 105H257V103H256ZM139 106H140V105H138L137 108H139ZM141 106H142V105H141ZM215 106L217 107L216 109H215ZM227 106H230V105H227ZM13 107H14V106H13ZM152 107H153V106H152ZM232 107H234V108H232ZM232 107H231V108L234 109V110H233V112H232V111H231V112H232V113H235V111L238 110V109H235V105L232 106ZM258 107H259V106H258ZM140 108H142V107H140ZM186 108H187V107H185V109H184L185 111H187V112L190 111L189 109L186 110ZM238 108H240V107H238ZM255 108H257V107H255ZM144 109H145L144 107H143V109H137V113L142 114V113L144 112ZM182 109H183V108H182ZM227 109H229V107H227ZM241 109H242V108H241ZM132 110L136 113V110H134V108H133ZM215 110H216V111H215ZM146 111L149 112V109H148V110L145 109V112H146ZM227 111H228V110H227ZM254 111L257 112V110H254V106L246 107V108L244 107L242 110H238V112H236L234 115H231V116H234L235 119H236V121H237V119L239 120V118L242 117L243 115H246V114L249 115V114L254 113V116H255V118H256V115H255L256 113H255ZM259 111H260V110H259ZM259 111H258V112H259ZM148 112H147V113H148ZM258 112H257V113H258ZM263 112H264V111H263ZM35 113H36V112H35ZM147 113H146V114H147ZM222 113H223V112H222ZM232 113H231V114H232ZM24 114H25V112L23 113V115H24ZM27 114H28V113H27ZM140 114H138V115H140ZM150 114H151V113H150ZM210 114H209V116H210ZM261 114H262V113H261ZM138 115H137V116H138ZM143 115H145V114H143ZM143 115H140V116H143ZM147 115H148V114H147ZM152 115H153V114H152ZM155 115H156V114H155ZM248 115H247V117H248ZM36 116H38V114H36ZM161 116H162V114H161ZM164 116H165V115H164ZM217 116H218V115H217ZM262 116H263V115H262ZM144 117H145V116H144ZM211 117H213V116L211 115L210 118H211ZM247 117H245V118H247ZM258 117H259V116H257L256 119H258ZM36 118H37V117H36ZM142 118H143V117H142ZM162 118H163V117H162ZM162 118H161V119H162ZM182 118H183V117H182ZM210 118H207V120H211ZM214 118H215V117H214ZM251 118H254L253 115L251 116ZM251 118H249L248 120L250 121ZM255 118H254V119H255ZM148 119H149V118H148ZM235 119H234V120H235ZM243 119H244V118H242L241 120H243ZM144 120H145V119H144ZM214 120H215V119H213V121H214ZM220 120L222 121V119H220ZM230 120H231V119H230ZM232 120H233V119H232ZM232 120H231V121H232ZM248 120H247V121H248ZM145 121H146V120H145ZM147 121H148V120H147ZM147 121H146V122H147ZM168 121H169V120H168ZM186 121H187V120H186ZM213 121H212V122H213ZM215 121H216V120H215ZM221 121H220V122H221ZM227 121H228V118H227ZM236 121L234 122V123H235V126H234V127H236V126L238 127V126H239L238 124L236 125V123L238 122V121H237V122H236ZM239 121H240V120H239ZM258 121H260V120H258ZM185 123H186V122H185ZM210 123H211V122H210ZM234 123H232V125H233ZM238 123H239V122H238ZM252 123H253V121L251 120V124H252ZM259 123H260V122H259ZM170 124H171V123H170ZM219 124H221V123H219ZM110 125H111V124H110ZM173 125H174V124H173ZM112 126H113V125H112ZM187 127H188V126H187ZM187 127H186V128H187ZM170 128H171V127H170ZM184 128H185V127H184ZM11 129H12V128H11ZM196 129H197V128H196ZM179 130H180V129H179ZM176 131H177V130H176ZM182 131H183V130H182ZM180 133H181V131H180ZM263 134H264V133H263ZM263 134L260 135V140L258 139L259 137H255L256 142H261V141L263 142V139H264V138H263V137H264ZM250 136H253V135H250ZM250 136H248V138H249ZM105 137H106V136H105ZM253 137H254V136H253ZM261 137H262V140H261ZM103 138H104V137H103ZM166 139H167V138H166ZM250 139H251V138H250ZM253 139H254V138H253ZM253 139H252V140H253ZM255 139H254V143H256V142H255ZM257 139H258L259 141H258ZM99 140H101V139H99ZM103 140H105V139H103ZM106 140H108L107 137H106ZM252 140H251V141H252ZM164 141H165V140H164ZM207 141H208V140H207ZM246 141H247V140H246ZM102 142H103V141H102ZM109 142H110V138H109L108 143H109ZM248 142H250L249 139H248ZM252 142H253V141H252ZM108 143H107V144H108ZM208 143H209V142H208ZM250 143H251V142H250ZM103 145H104V144H103ZM110 145H111V146H110ZM110 145L108 144V146L110 147L109 149H111V147H112L111 142H110ZM255 145H258V144L256 143ZM262 145H263V144H262ZM181 148L184 149V147H181ZM181 148H179V149L181 150ZM187 148H188V147H187ZM249 148H250V147H249ZM253 148H254V150H253ZM113 149L115 150L114 147H113ZM113 149H112V150H113ZM188 149H189V148H188ZM261 149L264 151V146H260V144H259V145L256 146V147L253 146L252 149H250V150H252V151H250V152H251V154H253V152L255 153V151H256V152L258 151L259 153H261V151H260ZM189 150H190V149H189ZM250 152H248V153L246 152V154L244 153V154H245L244 156H245L247 159L249 158L248 155H249V156L251 155V154H249ZM181 153H183V152L181 151ZM212 153H214V154H219V155H220L221 152H220V151L218 152V151L215 150V151L212 152ZM184 154H186V153L184 152ZM226 154H227V153H226ZM224 155H225V153H224ZM246 155H247V156H246ZM259 155H262V156H263V154H259ZM220 156H221V157L223 156V151H222V153H221ZM251 156H254V155H251ZM245 157H244V158H245ZM258 157H259V156H258ZM250 158H251V157H250ZM250 158H249V159H250ZM207 160H208V158H207ZM253 160H254V159H253ZM256 160H257V159H256ZM208 161H209V160H208ZM258 161H259V160H258ZM122 162H123V161H122ZM124 162H125V160H124ZM124 162H123V163H124ZM187 162L190 164L192 161L189 160V161H187ZM232 162H233V161H232ZM234 162H235V161H234ZM123 163H122V164H123ZM125 163H126V162H125ZM204 163H205V162H203V164H204ZM251 163H252V162H251ZM254 163H255V162H254ZM254 163H252V166H253ZM238 164H239L240 167H242V166L240 165V163H238ZM256 164H257V162H256ZM262 164H263V163H262ZM206 165H207V164H206ZM206 165H205V166H206ZM232 165H233V164H232ZM232 165H230V166H232ZM234 165H235V164H234ZM257 165H258V164H257ZM207 166H208V165H207ZM230 166H229V168H230ZM235 166H236V165H235ZM250 166H251V165H250ZM250 166L248 165L249 169L252 167V166H251V167H250ZM259 166H260V167H259ZM259 166H256L257 168L255 167L256 169H254V170L251 168V169H252V172L250 171L251 169L248 170V171H250V173H251V174H249L248 176H243V175H242V176H239V177L237 176L238 178H233V182H232V180H231L232 177H228V176H227V178L230 179L232 183H237L238 186H241V185L244 186V184H247V183H248L249 185H251V184H253V183L256 182L257 177H258V176L263 172V170H264V169H262V165H259ZM263 166H264V165H263ZM208 167H209V166H208ZM222 167H224V166H222ZM235 168L238 169L237 166H236ZM235 168H234V169H235ZM244 168H245V167H243L242 169H244ZM217 169H218V168H217ZM217 169H216V170H217ZM221 169H222V168H221ZM232 169H233V168H232ZM247 169H248V168H247ZM216 170H215V171H216ZM219 170H220V169H218L217 171H219ZM202 171H203V169H202ZM204 171H205V170H204ZM222 171H223V169H222ZM222 171H221V172H222ZM246 171H247V170H246ZM221 172H217V173H219L220 175H223V173H221ZM171 173H172V170H171ZM204 173L206 174V172H204ZM243 174H244V173H243ZM167 175H168V174H167ZM239 175H240V174H239ZM217 177L221 178V176H216V179H217ZM224 177H225V176H224ZM219 178H218V179H219ZM216 179H215V180H216ZM223 179H224V178H223ZM62 180H63V179H62ZM62 180H59V179H58V180L55 181V186H57L56 188H58V186H63L64 183H66V182L63 183L64 180H63V181H62ZM215 180H214V181H215ZM224 180H227V179H224ZM230 180H229V181H230ZM214 181H213V183H214ZM227 181H228V180H227ZM20 182H21V181H20ZM3 183H4V182H3ZM40 183H41V182H40ZM217 183H219V180L217 181ZM16 184H17V183H16ZM39 185H40V184H38V185H36V186H39ZM41 185H42V184H41ZM41 185H40V186H41ZM66 185H69V184L66 183L64 186H66ZM70 185L72 186V184H70ZM212 185H213V184H212ZM214 185H216V184L214 183ZM230 185H231V184H230ZM1 186H2V184H1ZM64 186H63V187H64ZM73 186H74V185H73ZM245 186H246V185H245ZM15 187H16V186H15ZM63 187H62V189H63ZM68 187H69V186H68ZM68 187H67V188H68ZM216 187H217V186H216ZM223 187H224V186H223ZM233 187H234V186H233ZM241 187H242V186H241ZM34 188H35V187H34ZM37 188H39V187H37ZM229 188H230V187H229ZM231 188H232V187H231ZM236 188H237V187H236ZM239 188H240V187H239ZM262 188H263V187H262ZM58 189H59V188H58ZM233 189H234V188H233ZM0 190H1V189H0ZM12 190H13V192H14V189H12ZM16 190H18V189H16ZM76 190H77V189H76ZM76 190H74L73 188H68L67 191H66V193H65V195L68 194L67 196L69 197L72 193H75V194H76ZM259 190H260V189H259ZM9 191H10V190H8V193H7V194H6V192H5V194L8 195V198H9V197L12 198V196H11V194H10ZM38 191H39V194H40V196H41V194H42V193H41V190H38ZM78 191H79V190H78ZM229 191H230V190H229ZM245 191H246V190H245ZM245 191L240 190L239 193L236 192V191H235V193H237V195L240 196V197H243L244 195L247 196V199H246V197L244 196V200H245V201H244L243 203H245V204H242V205H244L245 207H248V206L251 205L252 202H254V201H253V200H254V196L257 195V194H259V191H258V192H251V193H249V194H246ZM43 192H44V191H43ZM232 192H233V191H232ZM15 193H16V192H15ZM17 193L19 194L20 192H17ZM35 193H36V191H35ZM78 193H79V192H78ZM78 193H77V194H78ZM0 195H1V194H0ZM12 195H13V193H12ZM35 195H38V194H35ZM42 195H43V194H42ZM231 195H232V194H231ZM14 196H15V194H14ZM14 196H13V197H14ZM18 196H20V198H21V193H20ZM52 196H54V195H51V197H50V194H48V193L45 194V197L47 198V200H50V201H51ZM67 196H66V197H67ZM71 196H73V195H71ZM71 196H70V197H71ZM74 196H75V195H74ZM232 196H233V195H232ZM238 196H237V197H238ZM16 197H17V196H15V198H16ZM45 197H43V198H45ZM249 197H250V198H249ZM11 198H9V200H10ZM15 198H14V199H15ZM17 198H18V197H17ZM58 198H59V197H58ZM256 198H257V197H256ZM14 199H13V200H14ZM18 199H19V198H18ZM60 199H61V198H60ZM65 199H66V198H65ZM242 199H243V198H242ZM242 199H241V200H242ZM5 200H7V199H5ZM15 200H16V199H15ZM15 200H14V201H15ZM19 200L21 201V199H19ZM37 200H38V198H37ZM47 200L45 199L46 202H47ZM52 200H53V201H51V202H55V201L57 200V197H56V199H55V197H54V199H52ZM66 200H67V199H66ZM10 201H11V200H10ZM14 201H13V202H14ZM61 201H62V199H61ZM8 202H9V201H8ZM15 202H16V201H15ZM38 202H39V200H38ZM40 202H41V201H40ZM57 202L59 203L60 201L58 200ZM6 203H7V202L2 201V199H1V197H0V213L2 212V210H5L3 206H4ZM21 203H22V202H21ZM21 203H20V204H21ZM35 203H37V202H35ZM43 203H44V202H43ZM58 203H56L57 205H54V206H55V207L58 206V205H59ZM64 203H65V202H64ZM64 203H63V204H64ZM241 203H242V202H241ZM3 204H4V205H3ZM7 204H8V203H7ZM18 204H19V203H18ZM18 204H17L16 206H19ZM33 204H34V202H33ZM39 204H40V203H39ZM41 204H42V202H41ZM41 204H40V205H41ZM44 204H45V205H44ZM44 204H43L44 207L41 206V208H40L39 211H36L37 209L33 208V207L31 206L32 204L29 205V206H27L25 209L23 208L22 211L25 212V213H24V215H25V218H24V219H25V220L27 219V220L30 221V222L33 221V220L36 221L41 213H43V215H45V214H49L50 216H53V218H55V219H56V218L59 219L60 216H59V214H57V213H59V212H57L56 214L53 215L54 212L51 214V213H49V210H50V209H47V208H46V207H47V204H51V205H52L53 203H48V202H47V204H46V203H44ZM65 204H66V203H65ZM65 204H64V205H65ZM253 204H254V203H252V205H253ZM255 204H257V203H255ZM40 205H39V206H40ZM51 205H50V206H51ZM16 206H15V207H16ZM39 206H38V207H39ZM2 207H3V209H1ZM8 207H9V206H8ZM6 208H7V207H6ZM51 208H52V207H51ZM53 208H54V207H53ZM16 209H17V208H16ZM55 209H56V208H55ZM61 209H62V208H61ZM9 210H10V208H9ZM11 210H12V209H11ZM13 210H14V209H13ZM51 210H53V209H51ZM62 210H66V209H62ZM22 211H20V212L22 213ZM54 211H55V210H54ZM44 213H45V214H44ZM61 213H62V215H61V214H60V215H61L62 217L67 216L66 213H65V214H64L63 212H61ZM245 213H246V212H245ZM247 213H248V212H247ZM249 213H250V214H249ZM249 213H248V214H249L250 216L252 215L251 217H253V218H258V219H256V220H259L260 223H262V222L264 221V212L262 213V212H257V211H254V210H253V211H251V212L249 211ZM63 214H64V215H63ZM248 214H247V215H248ZM22 215H23V214H22ZM41 215H42V214H41ZM244 215H245V214H244ZM249 215H248L247 217H249ZM46 216H48V215H46ZM21 217H24V216H21ZM244 217H245V216H244ZM244 217H243V220H244L243 222H245V224H246V223H248V221L246 222ZM44 218H45V217H44ZM51 218H52V217H51ZM21 219H22V218H21ZM57 219H56V221H59V220H57ZM62 219H63V218H62ZM246 219H248V218H246ZM251 219H252V218H251ZM41 220H43V219L41 218ZM33 222H34V221H33ZM33 222H32V223H33ZM74 222H75V221H74ZM77 223H78V221H77ZM239 223H240V221H239ZM239 223H238V225H239ZM241 223H242V222H241ZM241 223H240V224H241ZM250 223H251V222H250ZM256 223H259V222H256ZM260 223H259V224H260ZM21 224H22V223H21ZM73 224H74V223H73ZM245 224H244V225H245ZM262 224H263V223H262ZM78 225H80V224H78ZM78 225H76V224L73 225V226L69 229V232H71V233L74 232V233H75V232H78V231H79V232H80V231H83V230H84L83 226H78ZM241 225H242V224H241ZM11 226H12V225H11ZM239 226H240V225H239ZM256 226H257V225H256ZM12 227H13V226H12ZM31 227H32V226H31ZM9 228H10V227H9ZM14 228H15V227H14ZM45 228H46V227H45ZM16 229H17V228H16ZM40 229H41V228H40ZM42 229H43V228H42ZM47 229H48V228H47ZM11 230H12V229H11ZM45 231H46V230H45ZM86 231H87V230H86ZM86 231H85V232H86ZM149 232H151V231H149ZM263 232H264V226H263L262 228L260 227V230H259V228L257 229V233H256V235L261 236V235L263 234ZM74 233H72V234H74ZM80 233H81V232H80ZM87 233H88V232H87ZM72 234H71V235H72ZM76 234H77V233H76ZM83 234H84V233H83ZM149 234H150V233H149ZM214 234H216V233H213V235H214ZM152 235H153V234H152ZM78 236H79V235H78ZM211 236H212V235H211ZM216 236H217V235H214L213 237H216ZM219 236H220V235H219ZM262 236H263V235H262ZM13 237H14V236H13ZM71 237H72V236H71ZM217 237H218V236H217ZM263 237H264V236H263ZM20 238H21V237H20ZM256 238H257V237H256ZM258 238H261V239H262V237H258ZM218 239H220V238H218ZM2 240H3V239H2ZM13 240H15V239H13ZM67 240L70 241L68 238H67ZM81 240H82V239H81ZM79 241H80V240H79ZM14 242H15V241H14ZM70 242H71V241H70ZM76 243H77V242H76ZM68 244H70V243L68 242ZM14 245H18L17 242H16ZM248 245H249V248H250L251 244H248ZM34 246H37V244L34 245ZM13 247H14V246H13ZM13 247H12V248H13ZM20 247H21V246H20ZM20 247H18V248H20ZM38 247H40V246H38ZM247 247H248V246H247ZM12 248H11V252H12V250H13ZM42 248H43V247H42ZM44 248H45V247H44ZM44 248H43V249H39V248H38V249H39L40 252H41V250L43 251ZM14 250H16V249H14ZM17 251H19V250L17 249ZM26 251H27V250H26ZM242 251H243V250H242ZM13 252H14V251H13ZM13 252H12V253H13ZM44 252H45V251H44ZM243 252H244V251H243ZM245 252H246V251H245ZM12 253H11V254H12ZM14 253L17 254L16 251H15ZM40 254H41V253H40ZM40 254H39L38 256H41ZM49 254H50V253L48 252L47 255H49ZM27 255H28V254H27ZM30 255H31V254H30ZM43 255H44V254L42 253V258L44 257ZM50 255H53L52 252H51ZM97 256H98V255H97ZM97 256H96V260H93V261H96L97 263H98V262H102L103 260H101V259L99 258V256H98V258H97ZM26 257L29 258L28 256H26ZM45 257H46V256H45ZM58 257H59V256H58ZM69 257H70V256H69ZM100 257H101V256H100ZM37 258H40V259H41V257H37ZM44 259L47 260V258H44ZM56 259H57V258H56ZM71 259H72V258H71ZM71 259H69V260H71ZM102 259H103V258H102ZM60 260H61V259H60ZM69 260H68V261H69ZM71 261H72V260H71ZM59 262H60V261H59ZM73 262L75 263L74 259H73ZM61 263H62V262H61ZM69 263H70V262H69ZM0 264H1V263H0ZM17 264H19V263H17ZM56 264H58V263H56Z\"/></svg>",
    "mask_w": 264,
    "mask_h": 264
}]
</instances>
